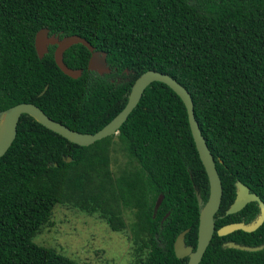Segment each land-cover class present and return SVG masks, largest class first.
<instances>
[{"label": "trees", "instance_id": "trees-1", "mask_svg": "<svg viewBox=\"0 0 264 264\" xmlns=\"http://www.w3.org/2000/svg\"><path fill=\"white\" fill-rule=\"evenodd\" d=\"M42 27L59 38L83 37L105 52L109 72L87 71L89 51L79 43L62 53L67 67L81 70L77 78L57 68L54 45L37 57L33 39ZM146 70L168 74L189 93L220 180L214 229L198 264H264V248L222 247L264 243V220L251 232H215L258 212L249 202L224 214L235 180L264 203V0H0V110L30 102L72 130L93 133L121 110ZM115 146L126 165L113 175ZM195 191L204 202L207 177L184 105L164 83H149L116 133L85 146L21 114L0 156V264H79L32 241L55 204L97 214L112 231L125 228L127 210L143 250L133 264H185L172 244L187 228L184 243L195 247Z\"/></svg>", "mask_w": 264, "mask_h": 264}, {"label": "water", "instance_id": "water-1", "mask_svg": "<svg viewBox=\"0 0 264 264\" xmlns=\"http://www.w3.org/2000/svg\"><path fill=\"white\" fill-rule=\"evenodd\" d=\"M77 43L83 45L89 51V56L86 62L87 71H94L99 75L109 72L108 65L105 61V52L94 50L87 40L77 34L65 35L59 38L57 34H48V29L42 27L35 32L33 39L34 50L39 58L47 51L48 45H54L52 55L55 65L63 74L71 78H77L80 75L81 70L78 68L73 69L67 67L62 62V53L69 46ZM153 81L167 85L182 101L191 138L207 177L208 194L206 200L203 202L198 192H194L198 207V221L194 249H192L190 245L184 243V234L187 232V228L183 229L176 235L172 244L173 253L176 258L186 257L185 264H198L214 229L213 215L219 206L221 184L214 166L212 155L208 150L204 138L200 133L197 121L194 118L190 95L182 85L168 74L154 70H146L140 73L132 82L126 97V102L121 110L100 129L93 133H81L72 130L64 124L49 118L40 108L30 102L16 103L6 109L0 110V156L4 154L11 144L16 132V123L21 114L29 115L46 129L62 136L67 141L80 146L89 145L96 140L116 133L121 123L126 119L128 113L137 104L144 88ZM45 88L46 86H44L40 94ZM67 160L70 159L67 158ZM158 201L159 199L156 200L155 207L158 204ZM249 202H255L258 208V212L253 219L248 222L237 221L221 225L215 230L218 236H224L235 230H241L244 232L254 231L264 220V203L260 200L257 194L249 191L246 185L239 180H235L234 198L224 211V214L228 215L235 213ZM155 207L153 208L154 210ZM222 247L243 251H256L264 248V243L250 246L236 243L234 241H225L222 243Z\"/></svg>", "mask_w": 264, "mask_h": 264}, {"label": "rangeland", "instance_id": "rangeland-1", "mask_svg": "<svg viewBox=\"0 0 264 264\" xmlns=\"http://www.w3.org/2000/svg\"><path fill=\"white\" fill-rule=\"evenodd\" d=\"M110 160L113 175L126 165V156L117 146L111 150ZM122 217L125 228L112 231L97 214H87L65 204H55L47 223L32 237V241L50 247L79 264H133L143 255V250H138L137 244L133 242L128 227L130 213L124 210Z\"/></svg>", "mask_w": 264, "mask_h": 264}, {"label": "flooded vegetation", "instance_id": "flooded-vegetation-1", "mask_svg": "<svg viewBox=\"0 0 264 264\" xmlns=\"http://www.w3.org/2000/svg\"><path fill=\"white\" fill-rule=\"evenodd\" d=\"M53 49H54V47H53ZM225 242V241H224Z\"/></svg>", "mask_w": 264, "mask_h": 264}]
</instances>
